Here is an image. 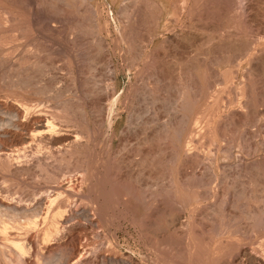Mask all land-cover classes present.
Segmentation results:
<instances>
[{
	"label": "rangeland",
	"instance_id": "374dc122",
	"mask_svg": "<svg viewBox=\"0 0 264 264\" xmlns=\"http://www.w3.org/2000/svg\"><path fill=\"white\" fill-rule=\"evenodd\" d=\"M0 264H264V0H0Z\"/></svg>",
	"mask_w": 264,
	"mask_h": 264
},
{
	"label": "bare ground",
	"instance_id": "6f19581e",
	"mask_svg": "<svg viewBox=\"0 0 264 264\" xmlns=\"http://www.w3.org/2000/svg\"><path fill=\"white\" fill-rule=\"evenodd\" d=\"M189 3V2H188ZM175 11H177V10H175ZM155 20V19H154ZM260 43V42H259ZM255 50V49H254ZM257 52V51H256ZM249 55V57H248V62L249 63H251L252 64V61H253V54L252 53H250V54H248ZM257 58V57H256ZM258 59V58H257ZM236 69V68H235ZM233 70V69H232ZM227 71H228V69H227ZM235 71V70H234ZM232 71H228V76H230V77H227V78H229V79H231L232 78V73H231ZM234 73V72H233ZM229 79H228V81H229ZM226 80V79H225ZM227 83V82H226ZM242 94V93H241ZM218 98V97H217ZM43 125V124H42ZM57 140L58 141H67V142H70V143H73V144H80V140H79V138L77 137V136H72V135H69V134H63V135H60V136H58L57 137ZM106 172V171H105ZM96 178H98L97 176H96ZM96 180V179H95ZM103 182H104V180H103ZM94 184V183H93ZM105 184V183H104ZM102 186V185H101ZM97 187V186H96ZM103 187V186H102ZM102 192V191H101ZM57 194V193H56ZM62 195V194H61ZM104 195V194H103ZM55 199H53V200H50V201H54ZM113 200V199H112ZM59 205V204H58ZM102 208V207H101ZM54 210V209H53ZM62 210V209H61ZM125 214V213H124ZM180 218H181V216H180V214H174V216H171V217H168L167 218V225L169 226V228H171L172 226H174V225H177L178 224V222H180L179 220H180ZM56 223L57 222H55V221H53V222H51V224L55 227L56 226ZM154 224V223H153ZM180 224V223H179ZM145 225V224H144ZM21 227V226H20ZM28 240H30V239H28ZM188 241V240H187ZM18 247H19V249L21 250V251H23V247L22 246H20V245H18V244H16ZM25 246V245H24ZM80 253H81V250L80 251H78L77 252V255H80ZM82 254V253H81ZM208 254V253H207ZM242 255H244V256H246V257H248L249 258V260L251 259L250 258V254L248 253V250H246V249H243L242 250ZM81 257V256H80Z\"/></svg>",
	"mask_w": 264,
	"mask_h": 264
}]
</instances>
